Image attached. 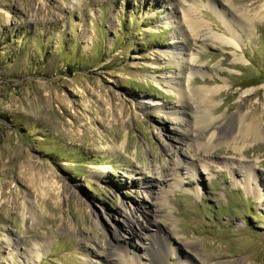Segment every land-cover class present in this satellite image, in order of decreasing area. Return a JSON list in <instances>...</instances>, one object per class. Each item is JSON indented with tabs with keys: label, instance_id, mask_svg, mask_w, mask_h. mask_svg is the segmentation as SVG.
I'll use <instances>...</instances> for the list:
<instances>
[{
	"label": "rangeland",
	"instance_id": "rangeland-1",
	"mask_svg": "<svg viewBox=\"0 0 264 264\" xmlns=\"http://www.w3.org/2000/svg\"><path fill=\"white\" fill-rule=\"evenodd\" d=\"M221 12L238 45L214 37H232ZM181 76L189 134L198 90L218 88V139L172 122ZM117 243L154 264L177 246L264 264V0H0V264H120Z\"/></svg>",
	"mask_w": 264,
	"mask_h": 264
},
{
	"label": "bare ground",
	"instance_id": "bare-ground-1",
	"mask_svg": "<svg viewBox=\"0 0 264 264\" xmlns=\"http://www.w3.org/2000/svg\"><path fill=\"white\" fill-rule=\"evenodd\" d=\"M196 10H197V8L194 11H196ZM192 11H193V9H192ZM219 14H220L219 16L222 17V19L225 18V17H223V13L222 12L219 13ZM183 20H184V23L186 24L187 28L191 32H194V34H197L198 31H199V29H200V27L203 25V23H201L200 21H198L197 19H195L194 17L191 16V10H190V8H186V9L183 10ZM234 22H236V21H234ZM224 23H225V27L228 29V31L231 32L232 37L230 36L228 38V37H224L223 35H219V34L215 35V33H214V37L217 38V40H218L219 43L231 44V45H236L237 44L238 45L240 43L239 42V39H240L239 38L240 37L239 34H237V32L234 29H232L231 22L229 20H225L224 19ZM236 24H239L238 21L236 22ZM175 37H177V36H174L173 39H175ZM181 37L183 38V36H181ZM183 40L184 39H182L180 41H183ZM185 40H188V39L185 38ZM175 41L176 42H179L178 40H175ZM183 45H182V47H183ZM170 56L172 58L173 57L178 58V59L181 58L183 60V62H186L184 60L183 56L180 55L179 52L171 53ZM187 59L189 61L190 60L192 61V58L191 57H188ZM188 60H187V64H186L187 69H188V71H189V69L192 71V65L190 63H188ZM166 83H167V85L169 87L176 88L175 91L174 90L173 91L178 95V97H179V103L181 104L179 107L177 106V108L176 107L174 109L172 108L171 109L172 110L171 112L170 111L167 112L168 114L172 115V122H174V123L177 124V126L179 128L178 130H179V133L181 134V136L183 138H186L187 141L189 140V141H191L193 143H197V145H202L203 144V142L201 144V141L202 140L203 141H205V140H207V141H211L212 140L213 141V140L218 139L219 135L215 133V128H214V127H216V125H218V121L216 120V117L212 113V109L216 106V103H214V101H213V97L214 96L212 95V93L217 92L218 91V88H216V87H202L200 89L198 88L199 89L198 90V94L201 97L200 98L201 101L199 100L200 101V104L197 106L196 109L190 110V111H191V113L199 112V114L197 113L196 115H193V117H194V124L198 125V128H200V130L196 131L194 134H189L187 132L188 130L185 129L184 126L186 124H188V126L190 125L189 123H187L188 122V117L186 116V114L188 112L186 110V107H188V105H187V102L185 100V98L188 97L189 94H190V92H191L190 77L189 76L175 77L174 78V81L173 80L171 81L170 79H167L166 80ZM176 109H177L178 112H176ZM187 115H189V114H187ZM241 121H242V114L238 112V113H236L234 115L233 120L231 122H233L234 124H236V122H237L238 123L237 125H240ZM170 147L173 148L174 146H172L170 144ZM189 167L192 168L193 171H194V173L192 172V175L196 174V169H195L194 164H191ZM171 171H172V174H173V177H172L173 178V182H174V184H177L178 181H179L178 176L176 175V172L177 171L176 170L174 171V169H172ZM246 175L247 176H245V177L247 179L248 178H253L254 179V176L253 175L251 176V174H249V173H247ZM157 176L159 177V176H161V174L158 172L157 173ZM158 180H159V178H158ZM158 183H160V185L163 184V183L160 182V180L158 181ZM162 188H163V186H162ZM166 191H168L166 188H163L161 190V192H160L161 195L160 196H161L162 199L165 198V195L164 194H165ZM158 196H159V194H158ZM152 197H155V196L153 195ZM127 220H129L128 225L131 227V229L134 230V226H132V223H130V221H132V216H129ZM150 222H151L150 223L151 225H153V226L156 225L155 224V221H150ZM161 237H162V239L160 238L159 240L166 247L172 246L174 244V242H176V241H177V243L180 242V241L178 242V240H176V238L172 234H161ZM85 239H87V238L85 237ZM118 243L115 246H113V249H114V253L113 254L117 257V260L119 261L120 264H136V263L138 264V263H141V262H149V261L145 260L142 257V255L138 254L137 252H135V253H133L131 255L129 254V252L135 251L134 250L135 249V245H136L135 242H133V244L127 243L128 247L130 249H132V250H129L127 248V246H121ZM108 244H109V242H108ZM40 246L44 247L45 245H40ZM161 247H162V245H161ZM189 249H191V250H186V249L184 250L183 249L184 251H182V248L180 246H177L176 251H177V254L179 255V258H178L177 262H172L171 261L169 263V261L167 259V262L165 264H191L190 261L192 259L190 258L189 252H195V251L192 250L193 248H189ZM127 250H129V252ZM101 252H102V250H101ZM107 253H108V250H107ZM160 253H161V256H160V258H161L162 257V252H160ZM37 255H39V253H37ZM97 255H99V254H97ZM152 255L153 254H151L150 257H149V259L151 261L149 263L154 264V263H152L153 260H154L153 257H152ZM106 256H107V258L106 257H103L106 261H114V258L110 257L109 255H106ZM184 259L187 261V263H185V260ZM169 260H170V258H169ZM105 262L102 263V264H105ZM91 264H95V263L92 262ZM144 264H146V263H144Z\"/></svg>",
	"mask_w": 264,
	"mask_h": 264
}]
</instances>
